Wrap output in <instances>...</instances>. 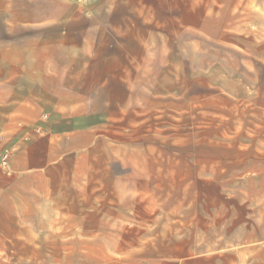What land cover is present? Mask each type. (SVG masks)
Returning a JSON list of instances; mask_svg holds the SVG:
<instances>
[{
  "label": "rangeland",
  "instance_id": "rangeland-1",
  "mask_svg": "<svg viewBox=\"0 0 264 264\" xmlns=\"http://www.w3.org/2000/svg\"><path fill=\"white\" fill-rule=\"evenodd\" d=\"M118 2L154 10L131 14L133 58L77 177L116 204L102 221L115 232L112 257L119 264L126 244L137 251L160 232L191 241L199 260L253 264L263 255L250 246L264 244V172H253L264 163V0Z\"/></svg>",
  "mask_w": 264,
  "mask_h": 264
},
{
  "label": "crops",
  "instance_id": "crops-1",
  "mask_svg": "<svg viewBox=\"0 0 264 264\" xmlns=\"http://www.w3.org/2000/svg\"><path fill=\"white\" fill-rule=\"evenodd\" d=\"M149 9L118 0H0V150L12 149L0 169V264H118L115 232L102 227L116 204L99 195L98 183L77 177L111 114L117 76L133 58L131 14ZM259 163L256 176L264 172ZM259 186L264 203L263 180ZM259 224L253 217L260 240ZM159 233L137 251L126 244L119 264H217L199 260L191 241L165 243ZM250 247L263 255L252 263L264 264V244Z\"/></svg>",
  "mask_w": 264,
  "mask_h": 264
},
{
  "label": "built area",
  "instance_id": "built-area-1",
  "mask_svg": "<svg viewBox=\"0 0 264 264\" xmlns=\"http://www.w3.org/2000/svg\"><path fill=\"white\" fill-rule=\"evenodd\" d=\"M12 149H3L0 150V169H5L10 155H11Z\"/></svg>",
  "mask_w": 264,
  "mask_h": 264
}]
</instances>
